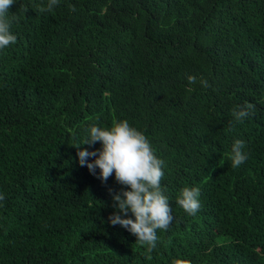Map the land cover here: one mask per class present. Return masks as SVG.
Segmentation results:
<instances>
[{
  "label": "trees",
  "instance_id": "obj_1",
  "mask_svg": "<svg viewBox=\"0 0 264 264\" xmlns=\"http://www.w3.org/2000/svg\"><path fill=\"white\" fill-rule=\"evenodd\" d=\"M47 2L16 0L17 40L0 50V264H264V0ZM114 118L167 165L174 219L151 260L108 219L115 175L103 183L73 146ZM237 139L248 158L232 168ZM193 186L190 216L176 201Z\"/></svg>",
  "mask_w": 264,
  "mask_h": 264
},
{
  "label": "clouds",
  "instance_id": "obj_2",
  "mask_svg": "<svg viewBox=\"0 0 264 264\" xmlns=\"http://www.w3.org/2000/svg\"><path fill=\"white\" fill-rule=\"evenodd\" d=\"M15 3L16 0H0V50L17 40L11 32V25L18 17L9 16L10 8ZM58 4L59 0H48L46 7H40L39 11L50 12ZM76 10L75 5H69L70 12ZM188 83L195 84L196 77L188 76ZM200 83L205 88L209 86L207 80L202 79ZM254 109L253 103L245 102L238 109H233L232 115L236 122L243 123ZM96 142L102 147L93 151L80 147L81 144L94 145ZM73 146L77 149L79 164L86 166L103 183L115 175L116 182L122 187L118 192L109 189L115 212L108 219L111 225H120L136 236L137 242L147 248L144 253L146 259L151 260V253L160 240L158 231H167L174 219L167 189L162 186L164 169L167 167L165 160L156 155V150L145 132L132 126L127 119L114 118L109 127L93 125L88 138ZM244 147L245 142L242 140L237 139L233 143L229 154L232 168H238L247 160L248 154L243 151ZM89 157L94 159L89 161ZM97 168L100 170L98 175ZM200 195L199 187H184L176 203L188 215L193 216L201 208ZM4 199V194L0 193V201ZM171 264L194 262L179 256ZM197 264H210V261L201 258Z\"/></svg>",
  "mask_w": 264,
  "mask_h": 264
}]
</instances>
